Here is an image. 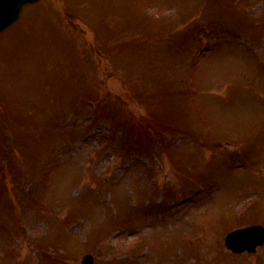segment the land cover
I'll return each instance as SVG.
<instances>
[{"label":"rangeland","instance_id":"1","mask_svg":"<svg viewBox=\"0 0 264 264\" xmlns=\"http://www.w3.org/2000/svg\"><path fill=\"white\" fill-rule=\"evenodd\" d=\"M37 2L0 33V219L70 226L51 264H264L223 242L264 220V0ZM5 225L0 264H41Z\"/></svg>","mask_w":264,"mask_h":264},{"label":"water","instance_id":"2","mask_svg":"<svg viewBox=\"0 0 264 264\" xmlns=\"http://www.w3.org/2000/svg\"><path fill=\"white\" fill-rule=\"evenodd\" d=\"M34 0H0V30L6 28L9 26L13 21H15L23 8V6ZM253 231L256 232V235H260V231L258 229H254ZM239 234L242 236L244 234H247L246 230H240ZM240 238H234L231 236L228 237V244L232 246L234 249L240 250V246L236 244L237 242H240ZM91 261V258L89 256H86ZM88 261V260H85Z\"/></svg>","mask_w":264,"mask_h":264}]
</instances>
